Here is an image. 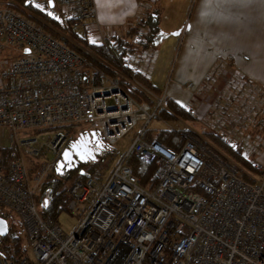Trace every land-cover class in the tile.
Returning <instances> with one entry per match:
<instances>
[{"label": "built area", "instance_id": "obj_1", "mask_svg": "<svg viewBox=\"0 0 264 264\" xmlns=\"http://www.w3.org/2000/svg\"><path fill=\"white\" fill-rule=\"evenodd\" d=\"M50 1L60 11L56 17L49 14ZM6 5L0 2V128L9 132V147L2 150L8 155L15 149V157L0 167V207L17 217L31 257L13 262L0 254V264H264V163L259 160L264 140L243 133L246 124L264 115V90L238 70L229 71L225 58L201 84L185 89L199 105L202 96L213 98L202 118L251 161L258 175L246 173L245 180L243 170L201 134L177 127L181 120L173 125L160 118L165 92L154 96L118 74L151 101L139 103L120 89L118 79L86 84V62L66 37H55L43 22L35 24ZM38 8L55 20L63 14L74 19L73 31L96 16L94 0H44ZM105 39L99 35V43ZM137 62L135 53L126 56L122 68ZM206 88L212 94H204ZM153 121L158 126L150 128ZM74 125H87L108 147L128 136L131 145L101 178L73 181L67 214L76 226L66 233L59 222L40 215L36 197ZM46 129L53 130L41 133L48 135L43 143L18 135ZM164 131L180 132L176 149L159 143ZM130 157L154 166L153 185H141L127 165ZM28 161L41 163L33 177Z\"/></svg>", "mask_w": 264, "mask_h": 264}, {"label": "trees", "instance_id": "obj_2", "mask_svg": "<svg viewBox=\"0 0 264 264\" xmlns=\"http://www.w3.org/2000/svg\"><path fill=\"white\" fill-rule=\"evenodd\" d=\"M38 1L39 0H0V2L7 4L6 6L10 9L27 17L31 22L35 24L38 20L43 22L45 25L43 28L51 32L55 37H59L58 34L66 37L69 40V47L78 53L86 62L87 66L83 76L86 84L90 83V85L98 86L101 85L100 78L118 79L120 89L127 96L132 99L134 98L135 101L139 103L147 102L151 104V101L142 92L127 84L118 76V74H121L134 80L152 95L157 97L161 96V93L151 88L147 80L142 76L129 69L122 68L126 56L154 48L161 41L162 36L159 27L161 24L162 8L160 6L156 3H152L150 9L147 10L122 36H111L106 38L102 43H91L85 38L78 37L75 32L71 31L72 26L76 24L74 19H52L35 6ZM147 1L148 0H143L144 3ZM54 31H56V33ZM77 46L83 47L93 57L88 56L77 48ZM163 103L165 108L159 111L161 119L170 123L176 120H181L184 123L196 121V118L191 115L188 109L178 105L171 99L165 97ZM72 127L73 126H70L69 129ZM52 130L53 129L34 130L30 134L36 136ZM87 132L89 133L90 130L86 129L85 133ZM201 135L243 170L240 172L241 178L249 180L247 174L258 175L253 169L251 161L243 159L240 154L230 147L220 136L208 131L202 132ZM158 141L166 147L176 149L180 142V132H161L158 136ZM72 143L73 142L70 140L68 146L72 145ZM106 155L114 157V151L110 150ZM14 157L15 149L11 150L8 155L4 150L0 149V167L4 168L9 160ZM27 165L30 171V177H33L38 171L39 165L31 161H28ZM127 165L132 169L133 174L140 180L142 186L154 184V166L152 164H145L134 157H130ZM96 167V164L90 165L86 169H79L71 172L69 175L63 176H58L53 170L52 174L47 175L49 181H42L40 184V192L36 197V204L40 215L43 218H51L59 222L60 216L68 213V185L66 182L71 180L73 182L76 179L85 180L88 177L101 178L105 172L102 169H96ZM73 174L75 175L73 176ZM3 209L4 208L0 207V218L7 222L8 233L5 237H0V254L10 261L18 262L21 259L29 257L27 255L28 250L25 248V241L27 242V240L18 221H12L8 211L5 212Z\"/></svg>", "mask_w": 264, "mask_h": 264}, {"label": "crops", "instance_id": "obj_3", "mask_svg": "<svg viewBox=\"0 0 264 264\" xmlns=\"http://www.w3.org/2000/svg\"><path fill=\"white\" fill-rule=\"evenodd\" d=\"M43 1L39 0L35 6L39 7ZM94 4L96 10L94 21L86 23L83 30L90 33V28L95 29L92 25L97 24L102 31L106 32L105 38L122 36L129 27L133 26L145 14L144 9H147L144 6L147 2L144 3L143 0H94ZM156 4L160 6L159 1ZM212 8L213 14H210ZM189 25H192L193 33L187 37L185 42L188 50L187 55H189H186V58L190 60L192 56H196V59L190 64L192 68L189 71L192 74V81L185 82L182 85V90L188 99L191 94L185 88L187 86L197 87L201 84L203 77L207 76V73L217 64L220 58L228 59L229 71L238 70L254 86L264 90L263 60L262 65L260 63L251 64L250 60L245 57L248 55L264 56V0H200L197 9L192 14ZM135 56L139 62H137V65L131 66L129 70L146 79L150 87L159 91L162 96L164 92L153 87L150 82L158 59L155 47L137 52ZM142 56H147L145 61H140ZM224 81L225 78L219 79L218 86L220 88ZM165 94V97L177 103L168 92H165ZM209 97L204 95L200 98L201 107L207 101L205 99H209ZM212 101L213 98L211 97L209 102ZM234 103L237 104V101H234ZM207 106L204 105V108L196 111L192 108L193 106H189L188 110L196 118L195 122L201 126L203 131L212 132L211 128L205 123V118H202ZM195 112L198 113V116L200 114L199 118L196 117ZM182 123L184 127H187L184 122ZM170 124L175 125L176 121ZM251 124H253L251 125L252 129L250 128L247 132L243 130V133L251 135L255 132V135L262 138L259 134L264 133V119L262 118L257 123ZM262 139L264 140V138ZM261 151L259 160L264 163V148H261Z\"/></svg>", "mask_w": 264, "mask_h": 264}, {"label": "rangeland", "instance_id": "obj_4", "mask_svg": "<svg viewBox=\"0 0 264 264\" xmlns=\"http://www.w3.org/2000/svg\"><path fill=\"white\" fill-rule=\"evenodd\" d=\"M157 1H159V5L162 7L161 24L159 27L162 38L159 44L157 45V47H155L156 52L158 53V59H157V63L155 66V71H154L152 80L150 82L153 87L160 89L162 92H168V94L171 95L178 104L184 106L187 109L189 106L190 107L193 106L192 108L195 109L194 111H196L197 109L204 108L203 107L204 105H208L209 110H210L212 108V105L210 102L209 103H207L208 101L204 102L203 106L201 107L200 105H202V102L201 103L199 102L200 103L199 105L197 102L193 101L191 97L188 99V97L184 94L182 90L183 83L192 81V78H191L192 74L189 70H191L192 66L190 64L196 59V56H192L190 60L186 58L189 55H187L188 50L186 49L187 47H186L185 42H186L187 37L191 36L193 33L192 25H189L190 19L192 17L193 12L197 9L200 0H148L147 4L144 5L147 7V9H144L145 12L150 9L151 7L150 5L152 3H156ZM58 13L60 14V11L56 7H54L51 15L56 17ZM209 13L213 14V8L210 10ZM63 16L67 17L64 14ZM84 25L85 24H83V26ZM89 30H90L89 31L90 33H88L87 30L85 32L83 30V27L79 30H74V31L73 29H71V31L75 32V34H77L78 37L85 38L87 41L91 43H98L100 34L104 36L106 35V32L102 31L100 27L97 28V31L100 32L98 33L99 35L97 34L96 29L90 28ZM176 33H178V35H176ZM77 48H79L84 53L88 54L89 56L93 57L83 47L77 46ZM219 57H224V56H219ZM245 57L247 60L248 59L250 60L249 62H251V64L260 63V65H262L261 63L262 60L264 62V56L262 55H257V56L248 55ZM226 61H228V59H226ZM228 69H229V65H228ZM204 79L205 77H203L201 81H204ZM102 84L104 86L108 85L107 81H103ZM146 94L148 93L146 92ZM204 94L210 95L212 94V92L211 90L206 88L204 90ZM205 100H208V99H205ZM107 104L108 106H110V102H107ZM195 114L197 117L198 113L195 112ZM250 116L251 115L249 113V117ZM262 116L263 117L258 119L255 123H257L262 118L264 119V115ZM198 117H200V114ZM248 122L249 121L245 123H248ZM157 123H158L157 121H153L150 123L149 127L154 128L158 126ZM245 123L241 122L242 125H244ZM185 125L196 133H202L205 131V130L203 131L201 126L198 125V123L195 121L185 123ZM251 125L253 124L249 122L247 126L245 127L244 131L247 132L250 130V128L252 129ZM177 127H179L180 129L185 128L184 126H180V125H178ZM228 127H229V124L224 129H227ZM87 128H88L87 125H74L70 129L71 141L74 142L76 139H78V136L80 135L81 131L82 130L86 131ZM254 133L255 132H253L251 135L254 136L255 135ZM18 135L19 137L33 136L29 134V132H27L26 134H23V132H21ZM259 135L262 138H264V133L259 134ZM47 136H48L47 134H44V135L39 134V135H36L35 137L37 138L39 143H43L46 141ZM130 145H131V136L124 138L122 141L117 143L114 147H108L105 144H103L98 152L97 159L91 161L88 166L96 164L97 165L96 169H102L105 172V174L109 173V171L113 167V164L115 163L117 158L120 157L125 152H127L130 148ZM8 147H9V132L6 128H0V149H7ZM110 150L114 151V157L106 155V153ZM38 165L40 167L41 163L39 162ZM88 166H85L83 169H86ZM75 174H73V176ZM43 180L44 182L49 181V179L47 178V175L43 178ZM66 183L68 185V188H70L73 182L71 180ZM3 211L7 212V210L5 209H3ZM8 213L11 217V220L14 222H17V217L13 213H10L9 211ZM59 223L66 233H71L76 226V218L70 214H63L59 218ZM25 248H27L28 250L27 255L31 257L30 249L26 241H25Z\"/></svg>", "mask_w": 264, "mask_h": 264}, {"label": "flooded vegetation", "instance_id": "obj_5", "mask_svg": "<svg viewBox=\"0 0 264 264\" xmlns=\"http://www.w3.org/2000/svg\"><path fill=\"white\" fill-rule=\"evenodd\" d=\"M80 139V143L77 144L78 146L75 148L74 155L72 158L66 157L68 163L64 164L59 169L58 176L69 175L73 171L83 169L85 166H88L91 161L97 159L98 152L103 145L99 136L94 140L92 137H89V133L87 132L84 133ZM72 145L68 146L66 150L71 148Z\"/></svg>", "mask_w": 264, "mask_h": 264}, {"label": "water", "instance_id": "obj_6", "mask_svg": "<svg viewBox=\"0 0 264 264\" xmlns=\"http://www.w3.org/2000/svg\"><path fill=\"white\" fill-rule=\"evenodd\" d=\"M48 6H49L50 9H53V7H54L53 2H51V1L48 2ZM81 136L82 135H79L78 139L73 143L72 147L67 149L66 151H64V153L62 154L60 160L57 162V164L55 166V169H54L56 174H58L59 169L64 164L68 163L66 157L68 156V157L72 158V156L74 155L75 148H76V146H78L77 144L80 143ZM89 137H92L95 140L96 137H97V134L95 132H89ZM0 230H2V231H0V237H2V238L5 237L7 235V233H8V225H7V222L4 219H2V218H0Z\"/></svg>", "mask_w": 264, "mask_h": 264}, {"label": "snow or ice", "instance_id": "obj_7", "mask_svg": "<svg viewBox=\"0 0 264 264\" xmlns=\"http://www.w3.org/2000/svg\"><path fill=\"white\" fill-rule=\"evenodd\" d=\"M38 6V5H37ZM50 15H51V13H49ZM176 35H178V33H176ZM0 231H2V230H0Z\"/></svg>", "mask_w": 264, "mask_h": 264}]
</instances>
